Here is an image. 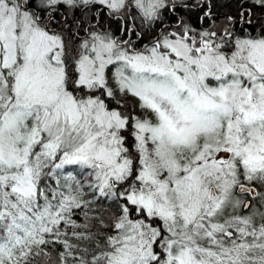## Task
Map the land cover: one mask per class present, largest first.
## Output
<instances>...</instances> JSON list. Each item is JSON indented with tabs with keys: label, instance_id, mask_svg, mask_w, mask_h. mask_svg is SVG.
Masks as SVG:
<instances>
[{
	"label": "snow or ice",
	"instance_id": "snow-or-ice-1",
	"mask_svg": "<svg viewBox=\"0 0 264 264\" xmlns=\"http://www.w3.org/2000/svg\"><path fill=\"white\" fill-rule=\"evenodd\" d=\"M0 264H264V0H0Z\"/></svg>",
	"mask_w": 264,
	"mask_h": 264
}]
</instances>
